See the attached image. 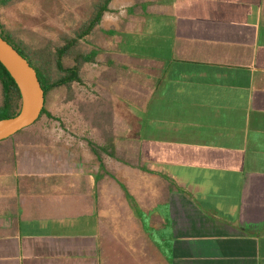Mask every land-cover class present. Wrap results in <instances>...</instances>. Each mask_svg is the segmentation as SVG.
I'll use <instances>...</instances> for the list:
<instances>
[{
  "label": "crops",
  "instance_id": "0c3cea01",
  "mask_svg": "<svg viewBox=\"0 0 264 264\" xmlns=\"http://www.w3.org/2000/svg\"><path fill=\"white\" fill-rule=\"evenodd\" d=\"M101 24L72 135L0 140V264H264V0H109Z\"/></svg>",
  "mask_w": 264,
  "mask_h": 264
},
{
  "label": "rangeland",
  "instance_id": "374dc122",
  "mask_svg": "<svg viewBox=\"0 0 264 264\" xmlns=\"http://www.w3.org/2000/svg\"><path fill=\"white\" fill-rule=\"evenodd\" d=\"M95 0H13L7 4H0V31L8 34L13 43L19 47L30 49L44 45L49 41L50 46L54 47L63 42L65 36L74 35L75 31L80 32V27L85 26L88 18L95 13L93 6ZM94 10V11H93ZM81 27V28H82ZM113 31V30H112ZM114 32V31H113ZM113 34V33H112ZM111 32L104 29L102 24L97 25L92 33L83 35L77 44V50L87 55L88 67L101 71L99 64L108 56L103 52L110 50ZM106 49V50H105ZM98 63L92 65V60ZM72 57L66 58V63H72ZM114 60V59H113ZM114 63V62H113ZM117 63L112 64L115 70V80H117ZM86 67H81L80 73L84 77L82 81H75L79 85L80 92L86 95ZM97 74V73H96ZM104 74V72H103ZM57 94H53L51 99L46 95L45 103L49 106L51 115L44 113L46 121L41 129L48 134L49 139L60 140L63 137H70L71 132V106L70 100H65L62 108L55 107ZM59 95V94H58ZM57 95V96H58ZM117 115L120 113L121 120L124 114L123 105L119 97L112 96ZM1 99V93H0ZM115 131H120L122 123L114 117ZM120 124V125H119Z\"/></svg>",
  "mask_w": 264,
  "mask_h": 264
},
{
  "label": "trees",
  "instance_id": "16d2710c",
  "mask_svg": "<svg viewBox=\"0 0 264 264\" xmlns=\"http://www.w3.org/2000/svg\"><path fill=\"white\" fill-rule=\"evenodd\" d=\"M11 1L13 0H0V4L4 5L10 3ZM108 2L109 0H95L93 3L95 13L88 18L86 21L88 23L83 27L81 26L82 28L80 27V32L75 31L74 35L65 36L63 38V42L54 47L50 46L49 41H47L44 45L36 46L30 49L24 48L23 46L19 47L13 43L8 34H4L0 31V35L11 43L35 68L38 79L44 90V106L35 122L44 113L51 115L48 106L45 104L46 95L48 99H51L53 94L58 95V93H56L57 90L63 88L65 94L60 93L64 95L63 101L69 99L71 102L74 96L72 86L75 81H82V77L79 72L82 65L87 61L86 53L78 51L77 44L79 43L80 38L88 33L95 23L98 22L103 10L107 8ZM68 57H72V63H66V58ZM0 93V118L16 114L20 108L19 89L14 79L1 62ZM42 133H44V131L41 128L36 127L34 134L40 135ZM90 145L97 153V149L92 142Z\"/></svg>",
  "mask_w": 264,
  "mask_h": 264
},
{
  "label": "water",
  "instance_id": "95a60500",
  "mask_svg": "<svg viewBox=\"0 0 264 264\" xmlns=\"http://www.w3.org/2000/svg\"><path fill=\"white\" fill-rule=\"evenodd\" d=\"M0 62L14 79L20 93L19 111L0 118V140L32 124L44 106V90L35 68L0 35Z\"/></svg>",
  "mask_w": 264,
  "mask_h": 264
}]
</instances>
